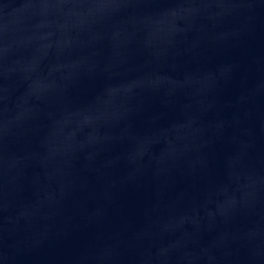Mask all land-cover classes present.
Returning a JSON list of instances; mask_svg holds the SVG:
<instances>
[{
  "label": "water",
  "instance_id": "1",
  "mask_svg": "<svg viewBox=\"0 0 264 264\" xmlns=\"http://www.w3.org/2000/svg\"><path fill=\"white\" fill-rule=\"evenodd\" d=\"M0 264H264V0H0Z\"/></svg>",
  "mask_w": 264,
  "mask_h": 264
}]
</instances>
